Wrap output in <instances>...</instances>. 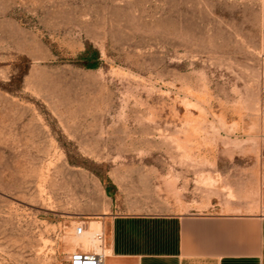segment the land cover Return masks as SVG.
Wrapping results in <instances>:
<instances>
[{
    "label": "rangeland",
    "instance_id": "rangeland-1",
    "mask_svg": "<svg viewBox=\"0 0 264 264\" xmlns=\"http://www.w3.org/2000/svg\"><path fill=\"white\" fill-rule=\"evenodd\" d=\"M192 212L264 215V0H0V264Z\"/></svg>",
    "mask_w": 264,
    "mask_h": 264
},
{
    "label": "crops",
    "instance_id": "crops-1",
    "mask_svg": "<svg viewBox=\"0 0 264 264\" xmlns=\"http://www.w3.org/2000/svg\"><path fill=\"white\" fill-rule=\"evenodd\" d=\"M106 248L105 264H264V215L114 216Z\"/></svg>",
    "mask_w": 264,
    "mask_h": 264
},
{
    "label": "built area",
    "instance_id": "built-area-1",
    "mask_svg": "<svg viewBox=\"0 0 264 264\" xmlns=\"http://www.w3.org/2000/svg\"><path fill=\"white\" fill-rule=\"evenodd\" d=\"M85 232L84 226H80L76 229L78 236H82ZM96 239L100 242L101 247L104 242V235L97 234ZM107 256L104 250L87 252L81 249L76 250L69 256L68 264H105Z\"/></svg>",
    "mask_w": 264,
    "mask_h": 264
},
{
    "label": "bare ground",
    "instance_id": "bare-ground-1",
    "mask_svg": "<svg viewBox=\"0 0 264 264\" xmlns=\"http://www.w3.org/2000/svg\"><path fill=\"white\" fill-rule=\"evenodd\" d=\"M230 192H232V191H230ZM99 229H100L99 226H96L94 229L88 227L82 236H78L76 233L75 236H73V237H71V235H70V237L67 238V241L71 245H73L76 249L78 248V246L81 245V246L85 247L86 250H90V249L98 250L99 248H101V245L99 244L100 242L96 239L97 234H99ZM64 240H65V238H64ZM107 253H109V252H107ZM106 256H107V254H106Z\"/></svg>",
    "mask_w": 264,
    "mask_h": 264
},
{
    "label": "trees",
    "instance_id": "trees-1",
    "mask_svg": "<svg viewBox=\"0 0 264 264\" xmlns=\"http://www.w3.org/2000/svg\"><path fill=\"white\" fill-rule=\"evenodd\" d=\"M86 67H88V69H93L94 66L89 65V66H86ZM108 194H111V192L109 190H108Z\"/></svg>",
    "mask_w": 264,
    "mask_h": 264
}]
</instances>
